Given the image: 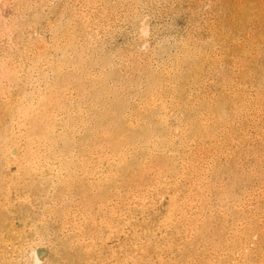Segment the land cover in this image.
<instances>
[{
	"label": "bare ground",
	"instance_id": "obj_1",
	"mask_svg": "<svg viewBox=\"0 0 264 264\" xmlns=\"http://www.w3.org/2000/svg\"><path fill=\"white\" fill-rule=\"evenodd\" d=\"M8 1L13 17L0 28V264H264L255 260L263 225L237 228L223 217L218 237L206 234L212 184L192 146L212 141L195 138L189 97L177 96L171 79L178 64L148 66L143 94L135 76L107 85V66L127 72L136 62L140 74L148 1L0 0V8ZM122 24L137 39L115 58L102 42ZM246 100L235 103L237 113L264 120V107ZM97 106L120 125L110 142L94 140ZM193 236L202 243L196 251L188 250Z\"/></svg>",
	"mask_w": 264,
	"mask_h": 264
},
{
	"label": "rangeland",
	"instance_id": "obj_2",
	"mask_svg": "<svg viewBox=\"0 0 264 264\" xmlns=\"http://www.w3.org/2000/svg\"><path fill=\"white\" fill-rule=\"evenodd\" d=\"M147 1L144 15L149 30L148 45L146 50L141 49L144 65L140 66V74L135 73L136 62L127 66V72L121 64L107 66L104 71L109 73L108 87L113 80L135 76L132 80L143 94L148 66L161 69L176 62L179 70L171 73V79L179 87L177 96L183 91L189 97L191 109L187 114L194 120L195 138L212 141L192 146L199 160L201 178L205 177L204 182L211 180L212 184L205 185L212 210L207 236L218 237L224 228L223 217L237 224V228L243 221L264 226V120L247 119L235 108L236 102L239 107H246V96L264 107V0ZM8 4L0 8V28L13 17L12 3L8 1ZM50 39L45 31L44 40ZM136 39V29L122 24L112 35L105 36L102 43L112 56L119 58ZM96 108L101 124L94 140L110 142L122 132L118 130L120 125L116 119L110 121L103 108ZM205 116L210 119L207 127L202 121ZM87 135L80 134L82 138ZM221 145L227 159L220 153ZM256 153L260 154L258 160ZM192 239L195 240L194 236ZM193 242L188 250L202 247V243ZM261 258H264V236L256 249L255 260Z\"/></svg>",
	"mask_w": 264,
	"mask_h": 264
}]
</instances>
